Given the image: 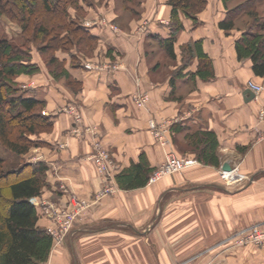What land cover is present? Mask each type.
<instances>
[{
  "label": "crops",
  "instance_id": "crops-1",
  "mask_svg": "<svg viewBox=\"0 0 264 264\" xmlns=\"http://www.w3.org/2000/svg\"><path fill=\"white\" fill-rule=\"evenodd\" d=\"M134 1L72 5L70 22L81 26L76 31L83 39L54 57L75 89L66 77L50 75L37 54L32 62L40 72L22 75L35 79L28 91L46 102L44 115L54 122L39 138L48 148H36L30 159L49 166V186L33 199L38 224H54L44 202L64 211L75 197L90 204L47 264H264V245L231 241L236 231L264 225V139L258 104L246 94L248 80L264 78L255 76L250 60H238L240 32L220 28L227 13L222 0H207L198 24L182 13L174 18L169 0H142L141 11L122 12V4L128 9ZM167 40L173 56L163 46ZM199 51L209 66L206 78L198 75ZM140 93L149 95L146 108L134 102ZM76 110L83 111L81 126L92 131L81 138L71 133ZM155 127L166 130L165 146ZM195 133L216 136L218 165L200 161L190 138ZM94 140L113 156L116 176L138 166L155 171L168 154L191 163L154 183L150 174L138 187H122L115 177L118 190L97 199L104 181L87 158ZM225 164L239 167L247 181L226 187Z\"/></svg>",
  "mask_w": 264,
  "mask_h": 264
},
{
  "label": "trees",
  "instance_id": "trees-1",
  "mask_svg": "<svg viewBox=\"0 0 264 264\" xmlns=\"http://www.w3.org/2000/svg\"><path fill=\"white\" fill-rule=\"evenodd\" d=\"M8 1L15 7L13 15L9 17L21 24L24 35L29 33L34 38L33 41L44 56L50 57L49 65L55 68L51 73L69 79L54 57V52L60 47L65 48L61 43L67 40L69 44L71 40L70 37H62L63 30L71 25L77 28L81 26L70 22L65 0H32L31 4L25 0ZM231 1L222 0L226 8ZM263 1L251 0L229 9L219 23L220 28L228 33L240 32L235 40L237 58L239 61L250 60L253 73L261 78H264V16L259 15L258 5ZM169 3L174 18L182 13L198 24L199 14L207 5V0H169ZM71 4H77V0H72ZM1 7L0 17L3 16ZM16 9L20 10L19 15ZM239 12L249 18L243 29L237 27L241 16L238 17ZM177 28H180V23ZM174 31L172 40L175 38ZM82 33L76 34L80 41L83 39ZM172 40L163 42V46L173 56ZM199 53L203 62L198 75L206 78L210 74L209 66L205 62L206 57L201 51ZM40 70L32 62L27 36L22 47L0 36V148H5L19 163L8 169L7 157L0 154V264H47L54 247L53 238L47 231L48 226L41 227L38 224L40 216L33 202L49 186L46 178L49 166L42 161L30 162L26 159L32 149L47 146L46 142L39 140V135L52 131L53 116L44 115L42 111L46 102L37 99L29 91L20 90L16 81L22 75L32 76ZM68 82L73 85V80L69 79ZM190 138L198 148L200 161L218 165L214 134L195 133ZM153 171L145 170L142 166L133 167L119 173L116 179L122 187H138L146 184ZM4 179L11 180L7 186L1 184Z\"/></svg>",
  "mask_w": 264,
  "mask_h": 264
},
{
  "label": "built area",
  "instance_id": "built-area-1",
  "mask_svg": "<svg viewBox=\"0 0 264 264\" xmlns=\"http://www.w3.org/2000/svg\"><path fill=\"white\" fill-rule=\"evenodd\" d=\"M248 89L255 94V101L258 104V118L261 124L260 138L264 139V86L253 80H248L246 83ZM149 101V96L146 93H140L134 96V102L139 108H146ZM45 114V111L43 112ZM79 123L81 118H74V127L72 133L78 136L83 135L85 130L87 133H92L90 128L87 127L81 130ZM164 128L155 127L154 134L161 145L167 144L164 136ZM92 160L98 170L99 175L103 178L104 187L100 192L96 194L97 199H102L110 194L115 193L118 188L115 184V177L118 166L113 161L109 151L103 146L98 140L93 141V152L87 157ZM191 160L187 158L178 157L173 154H168L165 162L160 165L151 175L150 182L154 183L165 176L182 172L185 170ZM220 177L226 187H233L242 185L247 181V176L240 172L239 167H234L230 171L222 169L220 171ZM72 209L70 211H64L56 208L53 204L48 203L44 207L45 213L54 220V224L47 227L48 233L52 236L54 246L61 244L67 236L70 234L74 220L84 213L89 207V203L83 201L80 198H72ZM231 241L235 245L243 246L248 244L253 245H264V225H254L245 230L236 231L231 237Z\"/></svg>",
  "mask_w": 264,
  "mask_h": 264
},
{
  "label": "rangeland",
  "instance_id": "rangeland-1",
  "mask_svg": "<svg viewBox=\"0 0 264 264\" xmlns=\"http://www.w3.org/2000/svg\"><path fill=\"white\" fill-rule=\"evenodd\" d=\"M27 3H30L31 4V2H32V0H25ZM56 1H58V0H56ZM88 1H90V2H97V1H100V0H88ZM102 1V0H101ZM251 0H233V1H231V2H228V6H227V8L225 7V5H224V3L222 2V4L224 5V9L227 11V10H231V9H233V8H235V7H237L238 5L240 6V5H243V4H245V3H247V2H250ZM72 0H65V4H66V7H67V13H68V11H70L71 9H75V10H77L74 6H72ZM141 3H142V0H135L132 4H131V6L133 5V7L131 8V6H130V3L127 5V7H128V9L126 8V6L124 5V4H122V8H121V10H122V12H124V13H130L129 11H131V10H133L135 13H137L138 12V10L139 11H141ZM0 5L2 6L1 7V9H2V12H3V16H1L0 17V36L1 37H5V38H9V39H11V41L13 42V43H15V44H17V45H20L21 47H22V44H23V42H24V38H26V36H27V38H28V41H29V51L31 52V54H32V60H33V57H34V55L35 54H37L38 56H39V58H40V60L42 61V63L44 64V66H46V68L48 69V72H49V74L51 75V72L54 70L53 69V67H51L50 65H49V60H50V57L49 56H44L40 51H39V47H38V44L36 43V42H34L35 40H34V38L32 37V36H29V33H27V34H25L24 35V31L22 30V27H21V24L18 22V21H15V20H13V19H11L9 16H10V14L11 15H13V9L15 8L13 5H11L10 3H9V1L8 0H1L0 1ZM56 7H58V6H56ZM207 8V5L205 6V8L203 9V11L205 10ZM202 11V12H203ZM15 12L17 13V15H19V13H20V10H18V9H16L15 10ZM258 12H259V15L260 16H264V1L262 2V3H260L259 5H258ZM240 14H241V12H239L238 13V17L240 16ZM68 16L70 17V14L68 13ZM249 20V18L248 17H246L245 15H242L241 14V16H240V18L238 19V21H237V27H239V28H245V26H246V24H247V21ZM142 26L140 27V31L142 30ZM139 31V30H138ZM237 32H239V31H237ZM30 34H32L31 32H30ZM76 34H80V32H78V31H76V26L75 25H71V26H68L65 30H63V33H62V37H65V38H67V39H69V37L71 38V40H70V42H69V44L66 42V41H64L63 43H61L62 44V47L63 46H67V47H71V48H73L74 47V45H76V44H78L79 45V43H80V40L76 37ZM237 34H239V33H235V36H237ZM64 38V39H65ZM34 40V41H33ZM77 40H78V42H77ZM70 45V46H69ZM81 48V47H80ZM79 48V49H80ZM60 49H61V47H60ZM57 50V49H56ZM81 50V49H80ZM55 53V52H54ZM158 58V61H161L162 63L163 62H167V61H165V60H163V57L159 54L157 57H156V59ZM40 67V66H39ZM159 78H161V77H159ZM250 80H253V81H255L254 79H250ZM16 81H17V85H18V87H20V90H26V91H28V88L30 87V83L31 82H34L35 81V79L34 78H31V79H28V78H25L24 76H20V77H18L17 79H16ZM258 80H256L255 82H257ZM67 83V84H66ZM65 84L66 85H69V82H66ZM257 83H259V84H262L263 86H264V82L263 81H258ZM73 86V85H72ZM149 96V95H148ZM148 103H149V101H148ZM148 103H147V105H148ZM46 107V106H45ZM43 111H45V108H44V110ZM43 111H42V113H43ZM74 118H81V123H83V111H81V110H76V112H74ZM81 123H79V125L80 126H78V127H80V129L81 130H84V129H86V127L85 126H81ZM85 127V128H84ZM51 131H49V132H46L47 134H49ZM72 133V132H71ZM42 134H45V133H42ZM42 134H40L39 135V138L42 136ZM73 134V133H72ZM73 135H76V137H80V136H78L76 133L75 134H73ZM84 135H86V132H85V130L83 131V135H81V137L82 136H84ZM80 137V138H81ZM34 138H35V136H34ZM45 148H48V146H43V149H45ZM39 149V148H38ZM0 152H1V154L3 155V156H5V157H7V162H6V167L9 169V168H14L16 165H18L19 163H17L18 161H16V159H15V157L11 154V153H9L5 148H3V147H1L0 148ZM39 151L38 150H35V149H32L31 150V152H30V154L28 155V157H26V159L27 160H30V159H32V158H35L36 156H38L37 155V153H38ZM110 153V152H109ZM111 155V154H110ZM112 157V159H113V156H111ZM182 158H185L184 156L182 157ZM113 161H114V159H113ZM115 162V161H114ZM188 168V167H187ZM186 168V169H187ZM185 169V170H186ZM184 171V170H183ZM182 171V172H183ZM179 173H181V172H179ZM175 174H177V173H175ZM49 175H48V173H47V175H46V178L48 177ZM10 181L11 180H8V179H4L3 181H2V185L3 186H7L9 183H10ZM238 187V186H237ZM80 199H82V198H80ZM83 201H85V202H87L88 203V201L87 200H84V199H82ZM72 202V201H71ZM49 203V202H48ZM48 203H46V202H44V204H48ZM54 205V204H53ZM90 205V204H89ZM55 206V205H54ZM44 212V214L46 215V213H45V211H43Z\"/></svg>",
  "mask_w": 264,
  "mask_h": 264
},
{
  "label": "water",
  "instance_id": "water-1",
  "mask_svg": "<svg viewBox=\"0 0 264 264\" xmlns=\"http://www.w3.org/2000/svg\"><path fill=\"white\" fill-rule=\"evenodd\" d=\"M246 94L249 95V99H253L255 97V94L250 89L246 90ZM231 169L232 168L229 164H225L223 166V170H225V171H230Z\"/></svg>",
  "mask_w": 264,
  "mask_h": 264
}]
</instances>
